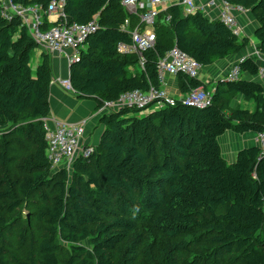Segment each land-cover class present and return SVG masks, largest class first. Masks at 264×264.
<instances>
[{
  "label": "trees",
  "instance_id": "trees-1",
  "mask_svg": "<svg viewBox=\"0 0 264 264\" xmlns=\"http://www.w3.org/2000/svg\"><path fill=\"white\" fill-rule=\"evenodd\" d=\"M11 1L37 6L42 31L97 20L69 78L74 93L95 98L97 108L123 92L159 87V58L174 45L206 66L249 42L220 20L169 5L141 68L137 54L117 50L118 42H131L123 23L139 24L121 0H64L55 22L47 12L53 0ZM227 1L252 10L264 54V0ZM2 8L0 0V264H264V154L258 145L245 147L229 163L219 141L227 131H264V85L242 78L259 73L253 57L241 63L238 80H219L207 107L178 100L103 113L91 154L77 156L70 169H51L49 56L33 68L39 46L30 27ZM178 75L184 92L204 86ZM235 94L253 99L255 110L228 114L226 95Z\"/></svg>",
  "mask_w": 264,
  "mask_h": 264
},
{
  "label": "built area",
  "instance_id": "built-area-1",
  "mask_svg": "<svg viewBox=\"0 0 264 264\" xmlns=\"http://www.w3.org/2000/svg\"><path fill=\"white\" fill-rule=\"evenodd\" d=\"M129 14L138 16L139 24L134 26L130 35L131 42L120 41L117 50L120 53H135L139 56L140 67L144 65L143 52L154 47L156 42L155 24L160 12L171 5V0H121ZM64 0H53L48 9V14L56 13L58 18L63 16ZM185 15L202 12L206 14L208 7L218 9V20L222 21L232 33L241 38L243 37V27L234 15V11H245L241 5L229 3L227 0H210L207 4H199L196 0H178ZM2 13L9 17L11 13L22 16L30 27V31L38 46L51 51H62L71 48L69 63L78 61L81 47L86 36L98 28V22L93 19L87 23H60L46 31L39 28L40 12L37 6L24 7L12 3L11 0H2ZM32 20L30 19L31 16ZM170 18V16L168 17ZM129 24L126 20L122 27ZM245 57L237 59L232 63L224 80L236 81L241 75V63ZM204 65L192 56L174 45L163 57L159 58L157 69L160 83H163L167 75L175 76L184 73L192 78H199ZM264 85V70L260 71ZM58 83L66 90L74 93V89L69 79H58ZM178 100L188 106L204 108L212 103V92L203 86H199L188 91L181 99L170 95L162 86L151 85L147 90L134 89L123 92L117 99L103 101L99 106V111H114L124 107L138 108H161L166 105H174ZM86 120L78 123H70L57 118L44 120L47 140V157L51 169L59 167L71 168L73 161L79 155L88 156L93 151L92 145H83L82 139L85 134ZM258 146L264 154V131L257 133Z\"/></svg>",
  "mask_w": 264,
  "mask_h": 264
},
{
  "label": "crops",
  "instance_id": "crops-1",
  "mask_svg": "<svg viewBox=\"0 0 264 264\" xmlns=\"http://www.w3.org/2000/svg\"><path fill=\"white\" fill-rule=\"evenodd\" d=\"M210 0H196L199 4H207ZM178 4V0H171V5ZM241 26L243 27V36L249 39L248 45L240 52L228 55L224 58L215 60L212 64L203 67L199 79L204 83V88L214 90L219 80L227 75L233 62L242 57H253L259 65V73L252 75L246 72L242 73V78L246 80L258 81L263 84V78L260 73L264 70V54L259 50V40L255 37V32L259 26V22L251 9L245 11L233 12ZM31 16V15H30ZM205 16L209 19L218 20V9L208 7V12ZM33 17L31 16V19ZM58 19L56 13L48 14V20L55 22ZM129 20V19H128ZM134 27L130 26V20L127 27L122 29L131 33ZM48 54L52 69V81L49 92L50 112L47 118L49 120L57 118L70 123H78L86 120L85 134L82 139L83 145H96L100 141L104 131V125L101 123L102 114L100 112L98 102L93 97H79L75 93L66 90L58 83V79L70 78L69 55L72 53L71 48H66L62 51H51L44 47H37L32 54V66L35 68L43 58V53ZM133 72L139 70V67L130 66ZM163 88L172 96L181 99L187 92L182 90V79L179 75H167L163 83H160ZM173 85V94L169 91L168 86ZM229 97V106L226 112L235 108L254 111L256 103L253 99L246 100L242 94L226 95ZM247 103H253V106H246ZM151 109V108H150ZM150 109L146 110L149 111ZM222 152L227 162L232 163L236 159L237 152L245 147L257 145V133L245 132L236 133L227 131L219 137Z\"/></svg>",
  "mask_w": 264,
  "mask_h": 264
},
{
  "label": "rangeland",
  "instance_id": "rangeland-1",
  "mask_svg": "<svg viewBox=\"0 0 264 264\" xmlns=\"http://www.w3.org/2000/svg\"><path fill=\"white\" fill-rule=\"evenodd\" d=\"M31 19V18H30ZM32 20V19H31ZM168 89H169V91L173 94V85L172 84H170L169 86H168ZM253 106L254 104L253 103H247L246 104V106ZM257 145H258V142H257ZM28 215V214H27Z\"/></svg>",
  "mask_w": 264,
  "mask_h": 264
}]
</instances>
